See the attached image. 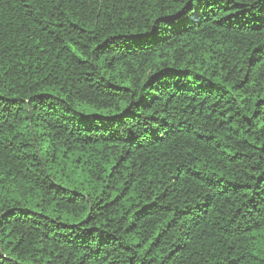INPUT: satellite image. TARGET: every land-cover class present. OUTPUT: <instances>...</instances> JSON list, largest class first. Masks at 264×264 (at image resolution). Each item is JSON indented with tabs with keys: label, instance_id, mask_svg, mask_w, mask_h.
I'll list each match as a JSON object with an SVG mask.
<instances>
[{
	"label": "trees",
	"instance_id": "obj_1",
	"mask_svg": "<svg viewBox=\"0 0 264 264\" xmlns=\"http://www.w3.org/2000/svg\"><path fill=\"white\" fill-rule=\"evenodd\" d=\"M0 264H264V0H0Z\"/></svg>",
	"mask_w": 264,
	"mask_h": 264
}]
</instances>
